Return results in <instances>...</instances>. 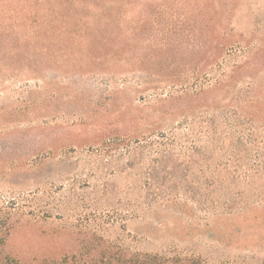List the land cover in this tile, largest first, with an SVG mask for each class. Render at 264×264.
I'll return each mask as SVG.
<instances>
[{"label":"rangeland","instance_id":"1","mask_svg":"<svg viewBox=\"0 0 264 264\" xmlns=\"http://www.w3.org/2000/svg\"><path fill=\"white\" fill-rule=\"evenodd\" d=\"M0 264H264V0H0Z\"/></svg>","mask_w":264,"mask_h":264},{"label":"trees","instance_id":"2","mask_svg":"<svg viewBox=\"0 0 264 264\" xmlns=\"http://www.w3.org/2000/svg\"><path fill=\"white\" fill-rule=\"evenodd\" d=\"M89 38H92V36H90V34H88ZM106 35V36H105ZM115 34L114 32L109 31L108 33L104 34L103 36H100V40L101 42H103V44H113L114 43V38Z\"/></svg>","mask_w":264,"mask_h":264}]
</instances>
